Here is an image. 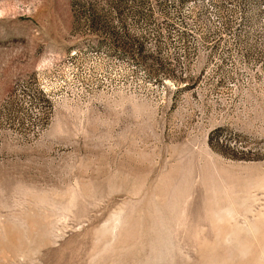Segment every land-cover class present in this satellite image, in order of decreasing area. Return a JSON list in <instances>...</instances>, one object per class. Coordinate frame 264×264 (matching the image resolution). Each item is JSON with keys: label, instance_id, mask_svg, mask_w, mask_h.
I'll return each mask as SVG.
<instances>
[{"label": "rangeland", "instance_id": "1", "mask_svg": "<svg viewBox=\"0 0 264 264\" xmlns=\"http://www.w3.org/2000/svg\"><path fill=\"white\" fill-rule=\"evenodd\" d=\"M0 264H264V0H0Z\"/></svg>", "mask_w": 264, "mask_h": 264}]
</instances>
